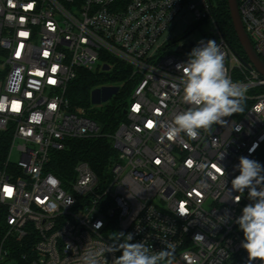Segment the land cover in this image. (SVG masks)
Segmentation results:
<instances>
[{"label":"built area","instance_id":"obj_1","mask_svg":"<svg viewBox=\"0 0 264 264\" xmlns=\"http://www.w3.org/2000/svg\"><path fill=\"white\" fill-rule=\"evenodd\" d=\"M238 5L264 62V0ZM181 21L186 35L214 24L202 40H216L229 76L247 88L242 113L195 139L167 135L189 107L176 65L199 42L169 50L182 38L172 34ZM112 58L132 67L136 84L125 120L104 133L67 93L80 69L112 67ZM99 136L117 150L107 174L80 161L64 183L48 169L51 151L68 139ZM0 138L7 227L0 264H83L86 251L113 244L118 233L132 234L130 242H144L150 254L171 243L173 264H249L235 220L252 201L247 189L232 191L231 180L242 156L264 165V74L227 40L212 0H0ZM121 254L100 259L114 264Z\"/></svg>","mask_w":264,"mask_h":264},{"label":"clouds","instance_id":"obj_2","mask_svg":"<svg viewBox=\"0 0 264 264\" xmlns=\"http://www.w3.org/2000/svg\"><path fill=\"white\" fill-rule=\"evenodd\" d=\"M176 68L183 73L182 100L189 107L174 116L167 129L169 137L184 133L195 139L200 130L207 131L215 124H223L225 117L243 112L247 88L229 76L225 56L216 40L199 41L188 54V60ZM236 167L239 175L231 180L232 191L244 193L247 189L248 199L252 201L235 220L243 233L241 247L247 252L249 264L256 260L264 264V165L242 156ZM240 200L241 195L234 197L235 202ZM94 227L99 229L102 222ZM110 239L113 244L86 251L81 258L83 264H102L100 258L114 251L122 253L114 259V264H173L171 243L150 254L144 242H130L132 234L118 233Z\"/></svg>","mask_w":264,"mask_h":264},{"label":"trees","instance_id":"obj_3","mask_svg":"<svg viewBox=\"0 0 264 264\" xmlns=\"http://www.w3.org/2000/svg\"><path fill=\"white\" fill-rule=\"evenodd\" d=\"M216 20L232 47L247 58L236 34L232 21L228 0H212ZM112 67L104 71L80 69L77 77L68 89V99L72 107H82L87 115L94 119L101 131L113 133L125 120L124 110L129 103L136 81L132 77L133 69L128 64L112 58ZM125 81L123 89L103 90L97 86H105L112 82ZM108 92V93H107ZM98 104L99 107H93ZM101 104V105H100ZM103 104V105H102ZM5 147L0 138V150ZM117 156L112 139L107 136L72 138L66 141L64 149L51 151L48 169L56 174L64 183L75 179V167L80 161H87L99 175H105ZM5 210L0 207V241L6 232ZM19 264H26L20 261Z\"/></svg>","mask_w":264,"mask_h":264},{"label":"rangeland","instance_id":"obj_4","mask_svg":"<svg viewBox=\"0 0 264 264\" xmlns=\"http://www.w3.org/2000/svg\"><path fill=\"white\" fill-rule=\"evenodd\" d=\"M188 29V24L185 21H181L177 24V26L175 27V29L173 30L172 34L178 37H182L179 41H177L176 43L172 44L169 48L170 51H182V52H188L187 49H185L184 45H186V47L188 46V44H190L193 40L196 41H200L203 38H205L206 36L210 35L213 32L214 29V24L210 21H204L201 22L199 24H197V27L189 34H185V32ZM186 35V36H185ZM118 60V59H117ZM113 66V63H112ZM106 68L108 67H104L102 69H97L98 71H104L106 70ZM96 70V71H97ZM126 82L125 81H119V82H112L109 83L108 85L111 86L109 87V93L108 94H112L114 89L117 90L118 92H120L123 87L125 86ZM101 87V85L97 86V88ZM101 105V104H100ZM103 105V104H102ZM93 107H99L98 104H96ZM20 156L18 154L17 151H15L13 153L12 156V160L17 162L19 161Z\"/></svg>","mask_w":264,"mask_h":264},{"label":"water","instance_id":"obj_5","mask_svg":"<svg viewBox=\"0 0 264 264\" xmlns=\"http://www.w3.org/2000/svg\"><path fill=\"white\" fill-rule=\"evenodd\" d=\"M229 2V8L230 13L232 17V21L234 24V28L236 31V34L238 36V39L240 41V44L243 47V50L249 59V61L260 71L264 74V62L259 57L257 52L255 51L252 41L244 27V23L242 20V16L240 13L238 0H228Z\"/></svg>","mask_w":264,"mask_h":264},{"label":"snow or ice","instance_id":"obj_6","mask_svg":"<svg viewBox=\"0 0 264 264\" xmlns=\"http://www.w3.org/2000/svg\"><path fill=\"white\" fill-rule=\"evenodd\" d=\"M149 126H151V124H149Z\"/></svg>","mask_w":264,"mask_h":264}]
</instances>
